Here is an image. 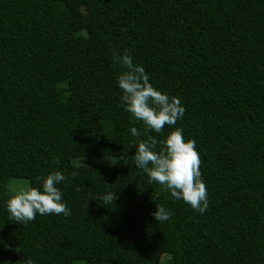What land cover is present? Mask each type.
Wrapping results in <instances>:
<instances>
[{
  "label": "trees",
  "instance_id": "trees-1",
  "mask_svg": "<svg viewBox=\"0 0 264 264\" xmlns=\"http://www.w3.org/2000/svg\"><path fill=\"white\" fill-rule=\"evenodd\" d=\"M125 50L181 100L175 125L156 133L125 111L114 59ZM175 128L201 159L202 214L133 163L144 185L118 192L72 168L82 156L133 157L134 143ZM52 171L66 177L57 187L71 215L11 219L9 180L42 190L37 178ZM160 205L169 220L153 218ZM29 259L264 264V0H0V264Z\"/></svg>",
  "mask_w": 264,
  "mask_h": 264
},
{
  "label": "clouds",
  "instance_id": "clouds-1",
  "mask_svg": "<svg viewBox=\"0 0 264 264\" xmlns=\"http://www.w3.org/2000/svg\"><path fill=\"white\" fill-rule=\"evenodd\" d=\"M114 59L124 69L117 76V86L122 93L120 100L125 111L134 120L142 122L146 129L160 133L165 126H173L183 117L186 110L181 100L158 91L150 82L145 69L134 64L126 50L122 56L116 55ZM130 132L133 137L140 135L135 127ZM157 144L162 146L159 151L156 150ZM131 147L135 148L133 164L147 175L150 183L159 184L171 198L183 200L198 213L207 211V187L201 178V159L195 140L186 141L182 130L175 128L162 140L149 136L147 140L134 143ZM56 163H59V157L56 158ZM72 175L75 176L76 173L73 172ZM65 179L62 172L52 171L37 178V182L42 180V190L30 185L20 188L10 186L6 201L10 218L17 223L27 224L37 214L70 216L71 211L62 199L63 193L57 187ZM98 198L108 204L113 202L115 196L108 193ZM171 215L163 205L156 207V211L152 213L157 222L167 221ZM26 264H32V260H27Z\"/></svg>",
  "mask_w": 264,
  "mask_h": 264
},
{
  "label": "rangeland",
  "instance_id": "rangeland-1",
  "mask_svg": "<svg viewBox=\"0 0 264 264\" xmlns=\"http://www.w3.org/2000/svg\"><path fill=\"white\" fill-rule=\"evenodd\" d=\"M73 163L72 168L79 165H86V167H78L77 171H75L78 174H104L106 178L104 188L107 192H118L129 188H140L144 185L141 175L131 165L133 163L132 156H82L75 158ZM9 184L16 188L29 185L26 178H11ZM161 259L164 261L166 257L163 255ZM86 264L100 263L98 260L94 259L89 260Z\"/></svg>",
  "mask_w": 264,
  "mask_h": 264
}]
</instances>
